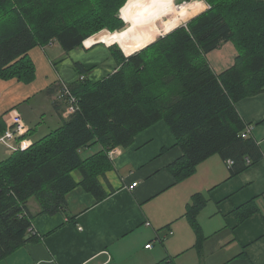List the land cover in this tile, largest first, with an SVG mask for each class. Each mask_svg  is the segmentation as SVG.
<instances>
[{"label":"trees","instance_id":"1","mask_svg":"<svg viewBox=\"0 0 264 264\" xmlns=\"http://www.w3.org/2000/svg\"><path fill=\"white\" fill-rule=\"evenodd\" d=\"M204 1L208 10L165 37L152 35L125 54L112 48L117 71L97 82L80 79L69 85L78 110L29 149L0 161V262L39 239L31 200L49 215L66 211V196L78 186L103 200L99 178L113 170L110 152L132 146L137 135L160 121L183 152L170 167L178 182L215 155L233 162L232 176L243 172L249 159L261 158L253 139L242 137L248 127L237 104L264 92V0ZM127 2L0 0V79L33 81L29 53L52 41L67 53L85 41L88 47L102 43L97 39L101 34L92 36L122 28ZM124 18L131 23L127 13ZM227 42L235 46L236 62L218 75L207 57ZM77 69L88 73L80 64ZM6 129L0 118V137ZM98 147L95 154L83 155ZM203 206L202 198L195 197L188 210L193 223Z\"/></svg>","mask_w":264,"mask_h":264},{"label":"crops","instance_id":"2","mask_svg":"<svg viewBox=\"0 0 264 264\" xmlns=\"http://www.w3.org/2000/svg\"><path fill=\"white\" fill-rule=\"evenodd\" d=\"M133 33L138 40L134 47L148 40L147 29ZM114 47L104 43L88 47L85 41L67 53L52 41L31 50L33 81L0 79V118L5 127L6 116L14 110L29 127L32 143L61 127L69 116L67 103L59 99L60 83L71 86L81 77L97 82L114 73L118 69ZM210 54L207 58L218 75L233 67L237 58L231 42ZM77 64L88 73L81 75ZM237 110L253 128L249 138L261 155L257 161L247 158L250 162L240 174L232 176L228 162L215 155L178 182L170 167L183 152L160 121L137 135L132 146L117 147L110 155L113 170L99 178L106 192L103 200L78 186L66 196L67 210L54 215L41 214L39 203L31 200L28 207L39 239L0 264H264V92L240 101ZM98 149L83 155L89 157ZM11 154L0 145V161ZM74 178L81 181L77 173ZM197 196L204 206L193 223L188 210Z\"/></svg>","mask_w":264,"mask_h":264},{"label":"rangeland","instance_id":"3","mask_svg":"<svg viewBox=\"0 0 264 264\" xmlns=\"http://www.w3.org/2000/svg\"><path fill=\"white\" fill-rule=\"evenodd\" d=\"M128 1H129V2H127L128 4L126 3L127 5L125 4V6L122 8L123 12H122L121 17L124 20L123 21L124 26L122 28L115 30L113 32H110L108 30H104L99 34L92 36V37H96V36L101 34L97 38L99 41H101L102 43H104L108 46L117 45V47L113 48V51L117 50L119 48L120 50L122 49L124 51V53H128L131 50H133L134 48H136L137 46L134 47V43L136 45L138 40L136 38L137 36L135 37V35L133 33L134 31H138L141 34L143 31H145V29H147L146 36H147L148 40L145 42V44H146L150 40V37L152 35L153 36L156 35L153 33H156L158 30L162 31L165 29V31H166L165 33L167 34L178 24L181 23V24H183L182 26H185L188 22H190L191 20H193L194 18H196L197 16H199L200 14H202L203 12H205L206 10L209 9V5L204 0H190V1H184L182 3L179 1H176L177 5H173L174 1L172 3L171 2L172 0H153L154 1L153 3L149 2V1H146L144 3H142V2L137 3V1H139V0H128ZM191 2H192V4H195L197 6L200 5L199 8H197V12L200 9H202L201 8L202 5L204 6V11L202 13L198 14L197 16L193 17L195 15V13H197V12H195V10L194 11L192 10L193 8H189V10H187L186 12L185 11L181 12L179 16L177 15V12H175V10H173L174 6H181L182 4L186 5L187 3L189 4ZM128 8H130V9H128ZM121 10H120V13H121ZM148 10H150V11H148ZM126 13H127L128 17L132 23L128 24L126 22V20L124 18V14H126ZM176 29H174V30H176ZM166 34L162 37H165ZM92 37H90V38H92ZM162 37H159L158 39H160ZM119 38H122V39L119 40ZM121 45L123 47H121ZM138 47H140V46H138ZM141 51H139V52H141ZM139 52H137V53H139ZM217 55H219L218 52H217ZM28 119H30V116H28ZM32 125L36 126V125H38V123L37 124L32 123ZM40 134H41V132L36 133L34 138H38V136Z\"/></svg>","mask_w":264,"mask_h":264},{"label":"built area","instance_id":"4","mask_svg":"<svg viewBox=\"0 0 264 264\" xmlns=\"http://www.w3.org/2000/svg\"><path fill=\"white\" fill-rule=\"evenodd\" d=\"M81 80H84V77H81ZM60 86L59 99L67 103L66 114L71 116L78 110V99L74 93H72L73 91L69 88L70 86L67 83H60ZM6 122L7 129L4 135L0 137V145L5 146L10 152L29 149L32 146V142L28 139L30 129L23 121L22 115L16 110L11 111L6 116ZM247 127V130L242 134L244 139L249 138L253 131L251 126ZM115 153L116 150L114 149L110 152V155L113 156ZM232 164V161H228L229 167H231ZM136 186L137 183L131 185L130 189ZM150 247L151 245L147 246V248Z\"/></svg>","mask_w":264,"mask_h":264},{"label":"bare ground","instance_id":"5","mask_svg":"<svg viewBox=\"0 0 264 264\" xmlns=\"http://www.w3.org/2000/svg\"><path fill=\"white\" fill-rule=\"evenodd\" d=\"M146 1H149V2H151V3H153L154 1L153 0H139V1H137V3H140V2H142V3H144V2H146ZM172 3H173V0L171 1ZM173 5H175L174 3H173ZM199 6L200 5H195V4H192V2L191 3H187L186 5H181V6H174L173 7V10H175V12H177V15L179 16L180 15V13L181 12H183V11H187V10H189V8H193L192 10L194 11L195 10V12H197V8H199ZM196 8V9H195ZM201 8L202 9H200L199 11H201V10H203L204 9V6L202 5L201 6ZM128 9H130V8H128ZM146 10V9H145ZM198 11V12H199ZM196 14V13H195ZM132 23V22H131ZM172 25V24H171ZM166 31H165V29L164 30H162V31H160V30H158L156 33H153V34H156V35H158V36H164L166 33H165Z\"/></svg>","mask_w":264,"mask_h":264},{"label":"water","instance_id":"6","mask_svg":"<svg viewBox=\"0 0 264 264\" xmlns=\"http://www.w3.org/2000/svg\"><path fill=\"white\" fill-rule=\"evenodd\" d=\"M122 11V10H121Z\"/></svg>","mask_w":264,"mask_h":264}]
</instances>
